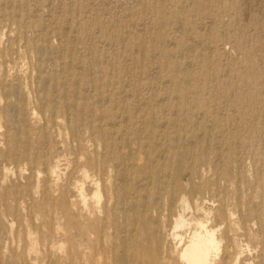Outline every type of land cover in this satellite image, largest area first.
<instances>
[{"label": "rangeland", "instance_id": "obj_1", "mask_svg": "<svg viewBox=\"0 0 264 264\" xmlns=\"http://www.w3.org/2000/svg\"><path fill=\"white\" fill-rule=\"evenodd\" d=\"M204 230L206 264H264V0H0V264H186Z\"/></svg>", "mask_w": 264, "mask_h": 264}, {"label": "bare ground", "instance_id": "obj_2", "mask_svg": "<svg viewBox=\"0 0 264 264\" xmlns=\"http://www.w3.org/2000/svg\"><path fill=\"white\" fill-rule=\"evenodd\" d=\"M52 1V0H51ZM259 2V1H258ZM247 5V4H246ZM20 7V6H19ZM184 24V23H183ZM67 30V29H66ZM80 34H83V32H80ZM63 37L67 36V35H62ZM75 41V40H73ZM70 42V41H69ZM69 47V46H68ZM68 50H70L71 52L73 53H77L78 54V51H79V48L77 47V45H73L69 48H66ZM182 50V47L179 46L177 48V51H180ZM142 53H138L137 52V55L141 56ZM167 56L168 59H170V61L172 60L173 58V54L172 53H169V52H166L165 53ZM142 57V56H141ZM139 57V59H135L134 61H132L131 64H134L135 67H139L141 65V62H142V58ZM77 60V59H76ZM81 60V59H80ZM79 63L81 65H83V63L81 61H79ZM140 64V65H139ZM169 66H174L176 69H180V70H184V68H187L186 65H183L182 62H170L169 63ZM165 67V66H164ZM141 71V70H140ZM135 89V88H134ZM186 97V96H185ZM185 97L183 98V100L185 99ZM14 107V105H13ZM14 111V110H13ZM135 115V114H134ZM17 118V117H16ZM106 117H86L87 120H89L91 123H93L95 120L97 119H105ZM109 118V117H107ZM135 117H124V127L125 129H128L130 130L133 126H132V122L134 120ZM141 121L143 122V124H146V125H149V130L153 133L151 135L150 138H154V137H159L165 141H171L170 144L168 145L169 148H166L167 150V153H170V150H173V148H176L178 150H180V160L182 159H185V158H188L189 156H191L192 152H193V149L195 147V143L194 141L192 142H189L188 143V146L189 148H187V144H185V142H187L193 135V133H184L185 131H182V123L183 121H179V120H176L175 122H171L169 123L168 125H158L156 124V122H146L147 120H145L146 118L145 117H141ZM227 120H229L230 122H234L236 121V118L235 117H229ZM171 128H174V131L172 132L170 129ZM210 128L212 129H217L218 128V122H217V119H210V120H206L204 121V125H203V130L202 131H205L203 134L204 136H206V134H210V132L212 130H210ZM218 130V129H217ZM182 131V132H181ZM220 133L222 134V132L220 131ZM141 134V133H140ZM136 134L135 135V139L138 140L142 137V134ZM143 142L145 140H148L147 137H143ZM152 140V139H151ZM191 140V139H190ZM123 142H125L126 145H129L130 144V140L128 139V141H126V139H123ZM102 146L104 149H106V147L108 146V142L106 139H104L102 141ZM144 146L146 148H143L142 151H138L136 153H138L137 155H142L144 154L145 156H147L148 158L150 157H154L153 156V150L151 149V146H150V143L149 141L148 142H144ZM163 147V143L161 142L158 146H157V149H162ZM142 146L139 147V149H141ZM129 152V151H128ZM162 152V151H161ZM176 155H170L168 157V159H173ZM129 159H125V158H118V163L121 164L123 166V169H122V173H118L116 174L117 176V180L118 181H121V182H125V183H129L131 186H135V182L137 181H133L134 179V175L137 173V172H140L142 171L141 170V167H137L134 163V159H135V155L134 153H131L129 155ZM180 162V161H178ZM193 164V163H192ZM166 164H157L156 167H153L152 168V165L150 164V167L152 168V170L154 172H157L158 174H163L161 171L164 170V166ZM112 166L114 167H117L116 165L112 164ZM163 166V167H162ZM150 170V169H149ZM144 172V171H142ZM143 180L146 181V180H149V177L148 175L145 173L143 174ZM142 183V182H141ZM160 184H162L161 182H159ZM158 184V182H157ZM165 184V183H164ZM118 185V184H117ZM150 184L147 183V187L149 186ZM123 186V185H122ZM138 187V186H137ZM159 186H157L158 188ZM128 188V191H131V193L135 192L134 188L132 187H124V189ZM143 189H145L144 187H141ZM128 191L126 193H128ZM124 192V191H123ZM126 193H124L126 195ZM130 193V195H131ZM81 196V195H80ZM120 197V196H119ZM125 197V196H124ZM133 198V196L131 197V199ZM157 198V197H156ZM123 199V198H122ZM120 200V199H119ZM158 200V199H157ZM181 203L183 202L184 204H187L186 202V199L185 197L183 196L181 198ZM185 205H183L184 207ZM129 207L132 209L136 208L137 205L135 204V202L133 200H130L129 202ZM143 207L145 210L148 209V207L146 205H143L141 206ZM182 207V208H183ZM186 207V206H185ZM185 209V208H184ZM125 211V210H124ZM182 213V212H181ZM125 219V218H124ZM148 219V218H147ZM177 224H180L182 225L183 224V219L182 218H179V220H176ZM175 222V223H176ZM176 225V224H175ZM197 226L202 230L204 229L203 226L199 223H197ZM177 227V226H175ZM182 227V226H181ZM181 227H178V228H181ZM154 231V230H153ZM211 232V231H210ZM213 251H216V243L214 241V238H213V234L212 233H209L208 231L204 230V234H202L201 232H197L195 231L191 237V239L188 241L187 245L184 247V249L181 251V254H180V258L183 262H185L186 264H206L207 262L210 261V254L211 252ZM125 255V254H124ZM216 255V254H215ZM213 257V256H212ZM119 262V261H118ZM126 263V261H125Z\"/></svg>", "mask_w": 264, "mask_h": 264}]
</instances>
